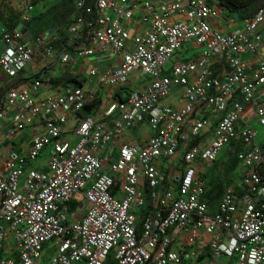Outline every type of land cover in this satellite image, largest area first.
Listing matches in <instances>:
<instances>
[{"label":"built area","instance_id":"2783aa9c","mask_svg":"<svg viewBox=\"0 0 264 264\" xmlns=\"http://www.w3.org/2000/svg\"><path fill=\"white\" fill-rule=\"evenodd\" d=\"M72 1L60 46L55 31L29 33L35 0H19L17 25L2 29L4 77L38 55L47 70L0 82V122L12 112L5 137L31 130L0 157V264H44L50 242L57 255L46 264H264V142L252 125L264 127V6L223 32L208 0ZM184 46L204 49L166 69ZM93 56L117 62L93 66L81 85L55 84L58 70ZM99 85L117 94L101 98ZM173 86L182 97L162 105ZM94 103L96 116L81 115ZM146 122L152 135L141 142L135 131L117 152ZM238 142L239 179L212 208L204 174ZM192 244L204 252L190 256Z\"/></svg>","mask_w":264,"mask_h":264},{"label":"trees","instance_id":"16d2710c","mask_svg":"<svg viewBox=\"0 0 264 264\" xmlns=\"http://www.w3.org/2000/svg\"><path fill=\"white\" fill-rule=\"evenodd\" d=\"M261 6H264V0H218L217 3V7L226 18L232 16L233 13H239L240 19L253 15ZM74 12L75 7L72 0H60L46 11L32 16L26 22V27L32 36L55 31V40H53V43L55 46H60L69 39V27L72 23V19L69 18L72 17ZM18 21L19 15H16L11 23L5 25L14 27ZM53 81L56 85L69 83L81 85L83 83L80 76H72L67 73L55 77ZM99 102L100 98L98 97L96 103ZM96 103L86 106L81 115L94 113L95 111L92 107L97 105ZM240 149H242L241 143L232 144V149L228 150V156L226 158L219 157L213 164L211 170L204 174V178L208 182L206 199L212 208L219 202L226 189L239 179L237 152ZM73 204L75 203L73 202ZM78 206L80 204H77Z\"/></svg>","mask_w":264,"mask_h":264},{"label":"rangeland","instance_id":"374dc122","mask_svg":"<svg viewBox=\"0 0 264 264\" xmlns=\"http://www.w3.org/2000/svg\"><path fill=\"white\" fill-rule=\"evenodd\" d=\"M60 0H35L34 4L32 5V8L30 10V17L38 15L44 11H46L47 9H49L51 6H53L55 3L59 2ZM22 11L21 6L19 5V0H0V55L2 52V47H3V40H2V29L6 26L5 24H9L11 23L12 20H14V18L16 17V15H20ZM239 13H233L232 18L239 20ZM72 17H70L69 19H71ZM234 19H231V21H233ZM220 20L217 19V22H219ZM204 48L203 47H195V48H189L187 46H184L182 48H180L175 55L173 56V58L164 66L166 69H169L171 67H173L174 63L179 61V60H186L191 58L194 54H198L200 53ZM264 52V49L260 51V54H262ZM31 65V64H30ZM29 65V66H30ZM28 66V67H29ZM63 70V69H62ZM2 73V69L0 66V74ZM58 73H60V71H58ZM87 77L89 76L88 73V69L84 72ZM138 74V71L131 73L129 75V78L134 77L135 75ZM150 77H147L145 79H149ZM184 88H180L178 86H173L170 90L169 96L164 99L163 101H161L162 105H168V104H172L174 103L176 100L178 102V100L182 97L183 93H184ZM97 111L94 112L93 115H97ZM75 124V118L71 117L70 120L66 123V125L64 126V130H68L70 128H72ZM252 125L258 130V136L257 139L258 141L264 142V127L261 126L258 122L257 119L252 121ZM137 133H139L138 138L141 142L146 141L151 135H152V130L149 126V124L143 123L141 125H139L136 128ZM67 139H72L74 138L73 135H69L66 137ZM6 141H3L2 143H5ZM78 142V138H75L73 140V145H75ZM111 146V144H109L107 146V148L109 149ZM228 147H226L221 153H220V158H226L227 153H228ZM117 152H119L117 150ZM116 156V155H115ZM49 159V153L46 151L42 152L41 156L38 157L36 160L32 161V165L31 167H36V168H40L44 165V163H46ZM47 170V169H45ZM208 170H211V167L208 168ZM77 198H80V200L83 199V195L79 194L78 196H76ZM83 206L86 207V203H83ZM141 208L138 207L137 211H140ZM188 251L190 253V256H192V254L194 253L196 256H198L199 254H202L204 251L202 249H200L198 247L197 244H192L189 245L188 247ZM57 255V245L54 242H50L48 243L44 249H43V259L45 261H43L44 264H46V262L49 259H52L54 256ZM208 259V257H207ZM202 261V260H200ZM227 262H229L230 264H235V260L234 259H227Z\"/></svg>","mask_w":264,"mask_h":264},{"label":"crops","instance_id":"0c3cea01","mask_svg":"<svg viewBox=\"0 0 264 264\" xmlns=\"http://www.w3.org/2000/svg\"><path fill=\"white\" fill-rule=\"evenodd\" d=\"M210 4L217 6L218 0H208ZM140 10L136 11V16H140ZM232 16L226 18L224 16V14L221 12V19L219 22L215 21L214 22V27L220 29L223 32H230L236 28L239 27V22L241 19L237 20L234 19L233 21H231ZM264 55V52L261 54V56ZM251 55L250 54H246L244 55V58H250ZM117 62V59L114 58L113 56L111 57H103L100 58L98 56H93V57H86L84 59H80L76 64H72V65H67L65 68L60 69L58 71H60V73H58V71L55 73L57 76L62 75L64 73H67L69 75L72 76H80V79L82 81H87L89 80L90 75L87 77V75L84 73L87 69H88V73L90 68H92L95 65L98 66H102V67H110L113 64H115ZM46 62L43 59V57H41V55L36 56V58L34 59V61L32 62V64L23 72L21 73L20 77L22 79H28V78H32L33 76H36L38 74V72L40 70L46 69ZM47 70V69H46ZM136 76V75H135ZM135 76L134 78H130L131 81H134V83L132 82L133 86H141L142 83L144 82L142 79L139 81H135ZM19 78L16 79H9L7 77H4L3 74H0V82L3 84L4 87H7L9 84L12 83H18ZM135 79V80H134ZM92 84L86 83V87H91ZM98 91H99V96L102 98L105 97H109L110 93L114 92V95L117 94V91L115 92L112 88H106L103 86H98L97 87ZM11 116H12V112L9 113V115L5 116L4 119L0 122V124L2 125V128L0 129V157L3 156L4 154H6L7 151L10 150H16L19 151V145L20 143H22L24 140H28L29 136L31 135V130L28 129L26 131H23L22 133H20L17 137H15L13 140H9L5 137V131H7L10 127H11ZM136 130L133 131L132 134L127 135L126 137L123 138L122 141L119 142H115V146H116V150H120V143L125 142H132V141H136ZM3 141H6L5 143H2Z\"/></svg>","mask_w":264,"mask_h":264},{"label":"water","instance_id":"95a60500","mask_svg":"<svg viewBox=\"0 0 264 264\" xmlns=\"http://www.w3.org/2000/svg\"><path fill=\"white\" fill-rule=\"evenodd\" d=\"M150 120H151V117H150V116H148V117H147V121H150Z\"/></svg>","mask_w":264,"mask_h":264}]
</instances>
